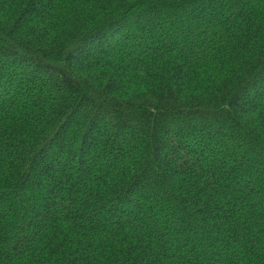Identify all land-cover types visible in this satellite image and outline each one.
<instances>
[{"label": "trees", "instance_id": "obj_1", "mask_svg": "<svg viewBox=\"0 0 264 264\" xmlns=\"http://www.w3.org/2000/svg\"><path fill=\"white\" fill-rule=\"evenodd\" d=\"M0 264H264V0H0Z\"/></svg>", "mask_w": 264, "mask_h": 264}]
</instances>
